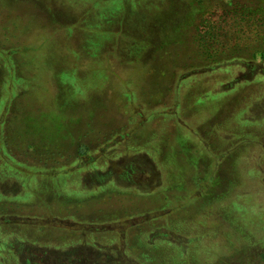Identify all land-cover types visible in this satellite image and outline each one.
I'll use <instances>...</instances> for the list:
<instances>
[{
  "label": "rangeland",
  "instance_id": "1",
  "mask_svg": "<svg viewBox=\"0 0 264 264\" xmlns=\"http://www.w3.org/2000/svg\"><path fill=\"white\" fill-rule=\"evenodd\" d=\"M262 49L264 0H0V264H260Z\"/></svg>",
  "mask_w": 264,
  "mask_h": 264
},
{
  "label": "trees",
  "instance_id": "2",
  "mask_svg": "<svg viewBox=\"0 0 264 264\" xmlns=\"http://www.w3.org/2000/svg\"><path fill=\"white\" fill-rule=\"evenodd\" d=\"M261 43H258V46L260 45ZM262 55L264 56V50L262 49ZM259 258H260V264H264V250L262 252H260L259 254Z\"/></svg>",
  "mask_w": 264,
  "mask_h": 264
},
{
  "label": "crops",
  "instance_id": "3",
  "mask_svg": "<svg viewBox=\"0 0 264 264\" xmlns=\"http://www.w3.org/2000/svg\"><path fill=\"white\" fill-rule=\"evenodd\" d=\"M81 148V147H80ZM79 171H81V169H79ZM71 172H75V171H71ZM67 173V172H66ZM95 261H97V259L95 260Z\"/></svg>",
  "mask_w": 264,
  "mask_h": 264
}]
</instances>
